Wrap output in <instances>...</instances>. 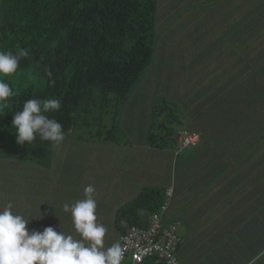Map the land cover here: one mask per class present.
Instances as JSON below:
<instances>
[{
    "label": "crops",
    "instance_id": "crops-1",
    "mask_svg": "<svg viewBox=\"0 0 264 264\" xmlns=\"http://www.w3.org/2000/svg\"><path fill=\"white\" fill-rule=\"evenodd\" d=\"M192 1L159 0L153 68L165 75L159 89L141 85L154 80L144 78L118 114L131 141L73 132L52 146L47 164L0 158V207L12 202L32 219L30 233L73 227L62 205L83 199L91 184L98 220L117 243L118 209L144 188L171 187L180 264H250L264 252V16L243 9L234 24L210 5L202 28L190 18L201 10L179 12ZM158 97L176 108L171 148L148 143ZM181 130L198 135L196 143L182 146Z\"/></svg>",
    "mask_w": 264,
    "mask_h": 264
},
{
    "label": "trees",
    "instance_id": "trees-1",
    "mask_svg": "<svg viewBox=\"0 0 264 264\" xmlns=\"http://www.w3.org/2000/svg\"><path fill=\"white\" fill-rule=\"evenodd\" d=\"M159 3V0H0V51L13 54L19 49L28 51L29 56L20 59L17 71L32 68L45 81L43 87L29 86L15 91L10 107L0 117V158L40 164L51 159L49 141L37 136L30 144L17 143L13 115L22 111L28 99H59L61 108L47 115L62 124L64 134L90 126L93 121L89 117L97 105L103 111L111 102H115L117 111L124 107L154 65ZM190 3L191 7L181 8L179 12L201 10L196 18H190L202 28L208 25L204 11L210 5L217 15L231 14L234 24L240 21L238 16L243 9L250 16L257 8L264 16V0ZM257 20L262 22L264 17L257 15ZM164 105L170 110L168 124L162 123L161 133L154 131L158 114L164 110L154 105L147 139L153 147L171 148L177 142L172 128L176 108L167 102ZM102 117L100 113L99 128L90 137L120 141L116 134L117 113L110 128L101 125ZM167 189L144 188L136 199L118 209L115 229L120 238L131 226L143 225L150 214L160 210ZM172 199L173 196L163 218L165 227L174 222L181 224L169 214ZM147 263L163 264L157 257L143 264Z\"/></svg>",
    "mask_w": 264,
    "mask_h": 264
},
{
    "label": "clouds",
    "instance_id": "clouds-1",
    "mask_svg": "<svg viewBox=\"0 0 264 264\" xmlns=\"http://www.w3.org/2000/svg\"><path fill=\"white\" fill-rule=\"evenodd\" d=\"M26 50L16 54L0 51V117L10 107L16 92L5 82L4 77L15 74L20 59L28 57ZM61 108L59 99H28L22 111L13 115L12 127L18 144H30L37 139L58 146L65 141L63 126L47 113ZM95 187L84 188V198L72 204L64 203L62 211L71 214L72 224L78 236L57 232L54 227H46L43 232H29L30 220L14 211L12 202L0 207V264H122L124 250L119 242L105 246L108 228L98 220ZM40 211V208H39ZM34 219V218H33ZM264 256L259 253L250 261Z\"/></svg>",
    "mask_w": 264,
    "mask_h": 264
},
{
    "label": "built area",
    "instance_id": "built-area-1",
    "mask_svg": "<svg viewBox=\"0 0 264 264\" xmlns=\"http://www.w3.org/2000/svg\"><path fill=\"white\" fill-rule=\"evenodd\" d=\"M178 136L182 146L193 145L198 139V135L184 130L179 131ZM172 196L173 189H167L160 210L150 214L143 225H133L121 236L119 243L124 250L122 264H143L153 257H157L163 264H180L176 250L181 241V224L174 222L165 227L163 221Z\"/></svg>",
    "mask_w": 264,
    "mask_h": 264
},
{
    "label": "rangeland",
    "instance_id": "rangeland-1",
    "mask_svg": "<svg viewBox=\"0 0 264 264\" xmlns=\"http://www.w3.org/2000/svg\"><path fill=\"white\" fill-rule=\"evenodd\" d=\"M191 4L192 3L187 2V3H185L184 7L185 8L191 7L190 6ZM163 75H165V73H161L160 75H157V73L154 72V68L152 66V68L150 69V71L147 73V75L144 78L148 79V77H154V80H152V78H149L150 81L148 84V82H146V80L144 79L145 81L143 80L144 82L141 85H144V86L149 85L150 86L151 84H153L155 82L156 87L158 86V89H159V86H161V84H160L158 79ZM4 79H5V82L10 84V86L13 88L14 91H20L21 89L28 88L29 86H32L35 88H40V87H43L45 85V81L39 76L38 72L33 71L32 68L17 71L15 74L4 77ZM134 91H141L140 84L137 85V88L134 89L132 91V93ZM141 100L143 101L146 99L141 98ZM168 104H170V103L168 102ZM156 108H161V109L164 108V110H161L159 112L158 117H157V125H156L154 131L158 134V133H161V131H162V123L168 124V120H169L168 114L170 113V110L165 109L163 99H161L160 97H158V99H157ZM122 110H123V107H121L118 111L116 110L115 102L109 103L105 107L104 111L100 107V105H97V107L94 108L93 114L89 117L90 120L93 121V123L90 124V126L83 127L82 130H77L75 132L81 133V134L85 133V135H87V136L95 133L99 128V124H97V122L100 121V118H99L100 113H103L101 125L102 126L107 125V128H110L112 126V123H113L114 114L117 113V115H118L121 113ZM178 125H179L178 121H174V123L172 125L174 136H175V133L177 132V129L179 127ZM139 128H140V126H139ZM101 129H102V131L105 130V128H101ZM116 129H117L116 130L117 138L120 141H131L132 140L131 137L127 133H125V131L122 130V128H121L120 115H118V119L116 122ZM54 228L57 230V232H59V230H60V231L65 232L66 234L78 236V234L74 230V226L71 228L70 227L55 226ZM107 228H108L107 233L113 231V227L112 228L107 227ZM115 238H116L115 233L106 234L105 246L109 247L112 244L116 243Z\"/></svg>",
    "mask_w": 264,
    "mask_h": 264
}]
</instances>
